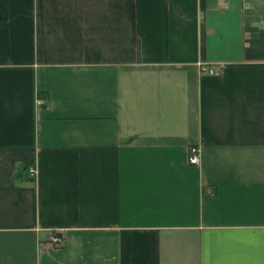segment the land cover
<instances>
[{
  "label": "crops",
  "instance_id": "0c3cea01",
  "mask_svg": "<svg viewBox=\"0 0 264 264\" xmlns=\"http://www.w3.org/2000/svg\"><path fill=\"white\" fill-rule=\"evenodd\" d=\"M0 264H264V0H0Z\"/></svg>",
  "mask_w": 264,
  "mask_h": 264
},
{
  "label": "built area",
  "instance_id": "2783aa9c",
  "mask_svg": "<svg viewBox=\"0 0 264 264\" xmlns=\"http://www.w3.org/2000/svg\"><path fill=\"white\" fill-rule=\"evenodd\" d=\"M212 72V71H210ZM188 161L190 164L193 165H198L200 163V156H199V150L197 146H191L190 147V154L188 156ZM29 174L30 176H35L36 175V168L31 166L29 168ZM52 241L54 242L55 245H60L62 243V238L58 235L53 236Z\"/></svg>",
  "mask_w": 264,
  "mask_h": 264
}]
</instances>
